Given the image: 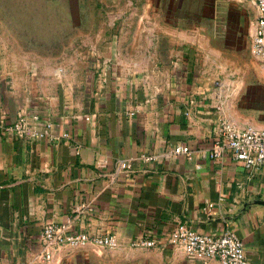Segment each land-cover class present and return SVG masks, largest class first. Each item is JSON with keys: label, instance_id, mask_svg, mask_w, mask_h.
Instances as JSON below:
<instances>
[{"label": "crops", "instance_id": "obj_1", "mask_svg": "<svg viewBox=\"0 0 264 264\" xmlns=\"http://www.w3.org/2000/svg\"><path fill=\"white\" fill-rule=\"evenodd\" d=\"M193 47L186 43L181 58L162 63L169 67L162 78L168 88L135 83L108 57L97 63L89 93L75 99L60 88L49 103L35 105L5 97L0 60V109L11 119L21 108L38 111L57 133L72 137L53 141L0 128V264H223L189 257L169 243L130 245L142 236L163 241L179 221L204 233L233 229L253 264H264V166L209 156L226 116L188 82ZM258 68L263 72L264 64ZM183 80L186 86H177ZM179 143L191 146L192 158L171 154ZM50 221L116 233L120 245H59L46 261L42 230Z\"/></svg>", "mask_w": 264, "mask_h": 264}, {"label": "rangeland", "instance_id": "obj_2", "mask_svg": "<svg viewBox=\"0 0 264 264\" xmlns=\"http://www.w3.org/2000/svg\"><path fill=\"white\" fill-rule=\"evenodd\" d=\"M257 15L255 0H0L3 94L35 105L61 88L76 99L108 57L135 83L168 88L162 63L192 42L197 94L237 124L264 125V63L251 51Z\"/></svg>", "mask_w": 264, "mask_h": 264}, {"label": "built area", "instance_id": "obj_3", "mask_svg": "<svg viewBox=\"0 0 264 264\" xmlns=\"http://www.w3.org/2000/svg\"><path fill=\"white\" fill-rule=\"evenodd\" d=\"M258 15L251 33L252 52L264 63V0H255ZM14 132L20 136L49 138L59 141L62 138H72L69 131L57 133L55 122L42 116L38 111L21 108L14 119L0 109V128ZM184 154L192 158L194 150L189 144L174 145L171 154ZM242 161L245 166L259 168L264 166V125L240 126L227 117H221L216 126V133L209 156L212 159H223L226 155ZM144 159L157 155L142 154ZM131 167V163H127ZM210 205H213L210 203ZM44 248L42 257L46 261L52 258L56 246L82 247L88 243H96L107 248L120 245L116 233L92 232L84 229H70V222H47L42 230ZM165 243L182 247L187 255L208 262L212 258L219 259L223 264H253L245 251L244 240L233 229H225L220 234L201 232L186 221H179L163 241L158 237L142 236L130 241L133 247H154Z\"/></svg>", "mask_w": 264, "mask_h": 264}]
</instances>
